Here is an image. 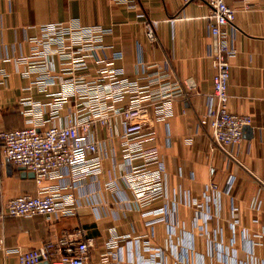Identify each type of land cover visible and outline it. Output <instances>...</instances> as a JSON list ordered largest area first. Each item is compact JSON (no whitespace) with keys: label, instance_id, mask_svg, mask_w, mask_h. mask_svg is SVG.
Here are the masks:
<instances>
[{"label":"crops","instance_id":"1","mask_svg":"<svg viewBox=\"0 0 264 264\" xmlns=\"http://www.w3.org/2000/svg\"><path fill=\"white\" fill-rule=\"evenodd\" d=\"M226 2L235 20L223 28L224 39L236 50L227 106L252 123L242 142L224 151L199 125L214 74L207 0H0L1 130L43 131L83 113L73 84L95 79L87 70L65 71L52 56L53 81L40 86L39 74L28 72L37 59L31 39L40 37V26L70 20L103 28L104 49L97 57L111 61L120 78L135 81L149 96L151 116L150 128L134 137L123 135L119 116L106 126L96 124L92 139L100 172L84 176L62 169L48 178L44 184L59 211L5 218L0 264H18L17 254L7 250L38 248L76 229L90 242V259L101 264H141L149 254L145 245L161 249L165 264H264V0ZM146 19L155 23L154 41L145 35ZM189 79L194 89L187 87ZM58 95L65 101L57 107ZM130 96L116 106H126ZM5 159L0 152V205L20 194L36 195L34 178L16 168L8 175ZM159 162L161 183L136 191ZM158 209L163 214H154Z\"/></svg>","mask_w":264,"mask_h":264},{"label":"built area","instance_id":"2","mask_svg":"<svg viewBox=\"0 0 264 264\" xmlns=\"http://www.w3.org/2000/svg\"><path fill=\"white\" fill-rule=\"evenodd\" d=\"M189 0H183L188 2ZM210 6L209 57L214 68L212 93L209 96L206 113L199 118V125L206 128L212 142L221 150L242 142L244 128L251 125L249 115L228 109L227 87L230 77V59L236 50L224 39L223 28L233 24L235 10L226 0H207ZM146 37L155 40V23L146 19L143 22ZM104 30L99 25H82L77 20L64 23H49L40 26V37L32 38V50L37 59L30 62L28 72L39 74L36 83L45 86L53 81V67L49 57L56 56L65 71L87 70L95 79L88 82H74V92L83 113L67 117L61 125H53L43 131L34 126L11 130L0 129V152L15 167H23L34 173L37 187L36 195L20 194L0 205V223L5 218H29L36 215L51 216L59 211L60 203L45 186L48 178L59 175L66 169L70 174L95 175L101 170V157L98 144L92 139L96 124L106 126L112 117L119 116L123 124V135L134 137L142 134L151 125L149 96L143 94L135 81L120 78L112 62L97 57L104 49ZM68 81V80H66ZM70 81V80H69ZM189 89L195 88L192 80L186 83ZM126 94H131L130 102L117 107ZM65 97L58 95L56 106L62 105ZM92 105H96L92 108ZM169 104L165 105L168 110ZM38 109V106H35ZM164 166L158 163L153 173L144 176L136 191H143L146 184L161 183ZM143 173H137L141 176ZM233 179L228 178L225 193H230ZM149 186V185H148ZM209 188L218 191L217 184ZM235 209H233L234 211ZM154 214H163L162 209ZM237 220H233L235 230ZM90 242L82 239V230L64 231L53 240L44 242L40 247L19 251L7 250L17 254L18 264H37L40 261L52 264H101L89 256ZM148 257L141 264H165L164 252L145 245ZM180 263H185L182 257Z\"/></svg>","mask_w":264,"mask_h":264},{"label":"water","instance_id":"3","mask_svg":"<svg viewBox=\"0 0 264 264\" xmlns=\"http://www.w3.org/2000/svg\"><path fill=\"white\" fill-rule=\"evenodd\" d=\"M247 129H248V127H245L244 128V132ZM5 166H6V173L8 175H10L11 172L13 171V169L16 168L17 170H19L21 172L22 177L34 178V173L33 172H28L23 167H15L8 159H5Z\"/></svg>","mask_w":264,"mask_h":264}]
</instances>
